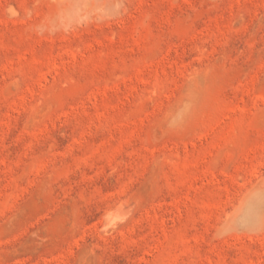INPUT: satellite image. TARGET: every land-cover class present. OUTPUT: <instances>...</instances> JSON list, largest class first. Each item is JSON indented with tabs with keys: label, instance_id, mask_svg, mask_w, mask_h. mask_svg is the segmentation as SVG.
<instances>
[{
	"label": "rangeland",
	"instance_id": "rangeland-1",
	"mask_svg": "<svg viewBox=\"0 0 264 264\" xmlns=\"http://www.w3.org/2000/svg\"><path fill=\"white\" fill-rule=\"evenodd\" d=\"M0 264H264V0H0Z\"/></svg>",
	"mask_w": 264,
	"mask_h": 264
},
{
	"label": "bare ground",
	"instance_id": "bare-ground-1",
	"mask_svg": "<svg viewBox=\"0 0 264 264\" xmlns=\"http://www.w3.org/2000/svg\"><path fill=\"white\" fill-rule=\"evenodd\" d=\"M107 215H108V214H107ZM111 219H112V218H111ZM118 219H119V218H118ZM112 220H113V219H112ZM112 220H111V221H112ZM120 220H121V219H120ZM120 220H119V221H120ZM112 222H113V221H112ZM112 225H113V224H112ZM114 225H115V224H114Z\"/></svg>",
	"mask_w": 264,
	"mask_h": 264
}]
</instances>
